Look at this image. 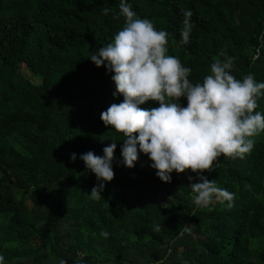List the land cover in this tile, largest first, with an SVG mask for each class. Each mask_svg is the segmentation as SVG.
<instances>
[{
	"label": "trees",
	"instance_id": "1",
	"mask_svg": "<svg viewBox=\"0 0 264 264\" xmlns=\"http://www.w3.org/2000/svg\"><path fill=\"white\" fill-rule=\"evenodd\" d=\"M168 33V54L191 67L234 57L231 73L264 81V0H126ZM119 0H0V254L4 264H264V131L243 158L223 154L202 174L235 194L231 207L192 201L190 169L163 182L138 153L121 161L123 133L100 113L113 96L111 71L88 56L124 25ZM112 11L105 14L102 9ZM190 9L189 42L179 43ZM39 79L33 82L22 71ZM264 92V90H261ZM182 105L186 100L181 97ZM254 109L264 114V95ZM158 106L149 100L140 107ZM115 143L114 177L98 183L80 155ZM76 153L71 160L70 154ZM174 202L173 206L171 203ZM160 225L159 231L153 226ZM191 227L185 232V225ZM101 230L109 235L101 236Z\"/></svg>",
	"mask_w": 264,
	"mask_h": 264
},
{
	"label": "clouds",
	"instance_id": "2",
	"mask_svg": "<svg viewBox=\"0 0 264 264\" xmlns=\"http://www.w3.org/2000/svg\"><path fill=\"white\" fill-rule=\"evenodd\" d=\"M119 12L124 25L111 42L88 56L96 65H104L111 71L115 84L113 96L123 99L101 111L100 119L122 132V163L134 166L138 153L146 154L150 167L163 182L171 181V173L190 169L196 179L191 181L192 201L197 207L207 208L214 201L227 202L231 207L235 194L219 187L214 179L202 173L213 169V162L222 154L240 157L254 146L253 137L264 131V114L255 111L257 98L264 95V81H256L249 73L236 78L231 69L234 57L222 53L210 65L209 74L202 81L189 79L191 67L181 63L178 57L168 54V33L156 29L147 18H140L130 3L119 0ZM107 14L112 11L105 7ZM184 19L179 43L189 42L193 27L190 9L183 10ZM186 100L182 105L180 98ZM154 100L158 106L142 108L144 102ZM115 143L103 147V155L89 150L80 155L85 167L95 174L98 181L91 190L90 198L99 200L106 181L114 177L112 160ZM76 153L70 159H76ZM154 231L160 225L153 226ZM185 232L191 227L186 224ZM101 236L109 233L101 230ZM5 258L0 254V264ZM59 264H67L64 259ZM75 264H85L78 260Z\"/></svg>",
	"mask_w": 264,
	"mask_h": 264
},
{
	"label": "rangeland",
	"instance_id": "3",
	"mask_svg": "<svg viewBox=\"0 0 264 264\" xmlns=\"http://www.w3.org/2000/svg\"><path fill=\"white\" fill-rule=\"evenodd\" d=\"M22 73L27 76L29 79H31L33 82L38 83L39 79L35 76H33L30 72H28L27 70H23ZM173 206L175 205L174 202L171 203Z\"/></svg>",
	"mask_w": 264,
	"mask_h": 264
}]
</instances>
